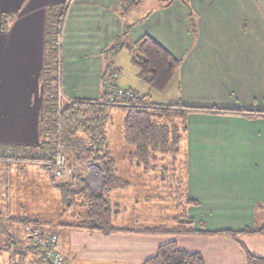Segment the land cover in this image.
<instances>
[{
    "label": "crops",
    "instance_id": "0c3cea01",
    "mask_svg": "<svg viewBox=\"0 0 264 264\" xmlns=\"http://www.w3.org/2000/svg\"><path fill=\"white\" fill-rule=\"evenodd\" d=\"M120 1H67L57 89L70 99H98L110 60L117 77L120 73L109 51L126 25L132 30V40L143 35L153 38L180 65L168 83L175 86L171 97L158 101L150 97V101L241 111H190L186 116V132L173 167L183 196L196 202L186 207L194 227L200 228L198 222L208 230L260 226L264 223L259 208H264V0H152L146 15L139 11L133 20L132 7L122 16L127 10L121 9ZM63 2L0 0V14L15 12L8 26L0 29V145L41 142L47 25L57 10L53 5ZM132 86L125 80L123 87L137 94ZM138 94L151 96L150 92ZM5 214L6 225L0 228L13 245L5 256L0 253V264H12L13 254L22 250L21 264H35L37 255L27 249L28 234ZM54 230L62 264H69L83 249L87 255L78 258L94 263L141 264L160 244L172 239L184 250L199 252L205 264H246L240 243L224 236L164 237L137 231L104 235L74 227ZM75 235L86 238L78 244ZM239 241L251 253L264 256V236L242 235Z\"/></svg>",
    "mask_w": 264,
    "mask_h": 264
},
{
    "label": "trees",
    "instance_id": "16d2710c",
    "mask_svg": "<svg viewBox=\"0 0 264 264\" xmlns=\"http://www.w3.org/2000/svg\"><path fill=\"white\" fill-rule=\"evenodd\" d=\"M141 1L121 0V9L128 10ZM65 7L64 3L53 5L52 9L57 8V10L55 13H51L47 25V62L44 74L47 93L44 118L40 126L41 142L35 146L0 145V173H4L8 168L11 163L8 161L11 159L16 163H21L20 168L24 169V165L27 164L25 162L37 160L34 158V152H38L42 158L39 167L49 174L50 180H54L51 157L53 151L60 148L67 154L71 163L92 160L98 162L102 169V183L99 190H92L82 179V174H78L76 178L80 183V188L77 190L72 189L71 184L69 187L53 184L59 192L58 215L60 218H67L66 222L60 223L61 225L88 232H100L104 235L114 232L137 231L146 234L173 236H224L240 243L245 254L246 264H264V256L251 253L239 241V237L242 235L264 236V223L256 227H245L241 230H208L203 222H198L200 228H195L194 220L188 215L186 207L190 204L194 205L196 202L188 198L185 199L180 187L176 191L182 204L181 213L174 219L175 224L172 227H145L132 230L113 225L112 216L115 210L111 203L110 192L115 188L128 186L129 182L118 175L116 160L112 157L107 144L106 126L110 117V108H120L124 112L121 122L122 139L130 147L124 160L146 172L157 170L159 163L163 170L169 164H176L181 142L186 132V116L190 111H214L218 113H241V111L218 107L190 106L181 101L172 103L152 102L149 100L148 94H136L129 88L126 89L132 91V97L112 96V90L108 89L110 81L108 75L112 72L116 73L112 60L109 61L102 76L103 86L98 99H71L70 103L64 104L58 110V73L56 69ZM13 18L14 14L12 13H1L0 29H5ZM122 46V43L117 40L115 44H112L109 51L111 59ZM133 50L132 62L138 68V76L147 82L150 89L163 90L178 69L180 60L174 58L148 35H143L136 40ZM246 114L251 115L252 112L246 111ZM46 153H49V158L45 156ZM164 162L166 163L164 164ZM259 208L264 211L262 206ZM4 214L0 210V218H3ZM9 214V220L25 229L31 241V245L27 249L37 255L34 262L39 264L40 247L35 242L36 237L44 236L47 232L55 233L56 226L52 224L54 220L42 221V218H39L37 214L29 215L27 209L24 210L23 207ZM42 224L50 226L46 230ZM24 256L25 250L15 252L11 263L21 264ZM141 264H205V262L199 252L184 250L172 239L160 244L156 253Z\"/></svg>",
    "mask_w": 264,
    "mask_h": 264
},
{
    "label": "rangeland",
    "instance_id": "374dc122",
    "mask_svg": "<svg viewBox=\"0 0 264 264\" xmlns=\"http://www.w3.org/2000/svg\"><path fill=\"white\" fill-rule=\"evenodd\" d=\"M68 0H64L66 5ZM152 0H143V2L137 7H132L131 15L133 18L137 17V13L141 11L146 15L148 6ZM182 1V0H181ZM182 2H185L182 1ZM121 6V1H120ZM136 7V8H135ZM129 11H122V16L126 17ZM2 13H12L15 15V12H2ZM146 19L145 17L143 20ZM140 18L139 21H141ZM142 20V21H143ZM191 33L194 29V21H190ZM126 31L123 34H120L117 41L123 44V47L114 55V65L120 69V73L116 79L118 88H125V80L129 81L133 89L138 93L150 92L148 97H152L155 100H162L172 95V88L174 90L175 86L170 87L167 85L163 90L157 91L150 89L147 82H145L140 77H137L138 68L132 63V56L134 55V42L135 40L131 39V31L128 30L129 24L126 25ZM58 40V38H57ZM116 42V41H115ZM115 42L113 44H115ZM57 43V41H56ZM113 58V57H112ZM113 73V72H112ZM112 73L108 77L112 76ZM122 74V76L120 75ZM111 75V76H110ZM111 79V78H110ZM146 88L142 90V88ZM150 89V90H149ZM124 112L120 108H110L109 110V119L106 126L107 130V139L109 141V150L111 151L112 157L116 160V169L118 175L126 179L129 184L123 188H115L110 192V199L112 206L115 210L112 216V223L118 228L125 229H136V228H145L147 227H166L170 228L175 224L174 219L180 215L181 211V202L177 194V189L179 186V176L177 168L174 165H170L167 168L161 167L159 163L158 166L160 170L154 171H143L135 166L131 167L130 164L124 160V157L130 149L129 145L124 143L122 139V119ZM34 151V150H32ZM34 158L37 160H32L30 162H25L24 169L20 168L21 163H16V161L9 160L11 162L8 165V168L0 174V210L3 213H13L16 209L20 210L22 207L24 210L30 214H37L39 218L50 222L55 225V228H58L61 232L65 227L61 225V222H66L67 218H60L58 215L59 211V192L54 188L53 184H60L66 187H69V182L64 179H59L54 176V180L49 179V174L39 167L41 164V154L34 152ZM13 154V152H12ZM11 154V155H12ZM11 158V156H10ZM70 160V159H69ZM97 168L93 170L98 175V179L91 185H88L92 190H99L102 183V169L98 162ZM166 162H164L165 164ZM18 164V165H17ZM174 169V170H173ZM162 170V171H161ZM152 178L155 179L152 180ZM72 186V184H71ZM72 189L77 190L79 186L72 187ZM180 189V188H179ZM6 190H8L6 192ZM152 191V192H151ZM1 197H4L1 201ZM21 207V208H20ZM264 214V211H262ZM8 215V214H5ZM6 225L4 218H0V226ZM44 229H48L46 224H42ZM16 226H19L16 224ZM0 228V248L1 252L4 253V256L7 254L10 247L13 244L9 243L12 238L5 235ZM57 236V231H54ZM86 232V231H83ZM63 237V233L60 234ZM164 236L165 235H161ZM172 236V235H171ZM10 237V238H9ZM73 239L76 243H82V239L86 237H81L80 235H75ZM66 237L64 238V240ZM27 245L31 244L30 239H25ZM63 240V241H64ZM61 242V239H60ZM17 242L14 244L16 246ZM13 247V248H14ZM77 252L78 257L87 255V253L82 250ZM74 258V260L69 264H108L105 263H94L90 260Z\"/></svg>",
    "mask_w": 264,
    "mask_h": 264
},
{
    "label": "built area",
    "instance_id": "2783aa9c",
    "mask_svg": "<svg viewBox=\"0 0 264 264\" xmlns=\"http://www.w3.org/2000/svg\"><path fill=\"white\" fill-rule=\"evenodd\" d=\"M116 79L117 73H113L108 88L109 90H112V96L118 95L132 97L133 93L129 89L117 88ZM57 99L58 110H60L64 104L71 102L70 98L64 97L60 89L57 90ZM45 156L49 158L50 155L49 153H46ZM51 158L53 163V175L56 178L68 181L74 188L77 186L80 188V183L76 179L78 174H82L84 182L91 186L98 179V175L93 172V170L99 168L92 160L71 163L67 154L61 151L60 148H56L53 151ZM35 242L40 247V254L38 256L39 264H62V259L57 246L58 236L56 233L47 232L44 236L36 237Z\"/></svg>",
    "mask_w": 264,
    "mask_h": 264
},
{
    "label": "water",
    "instance_id": "95a60500",
    "mask_svg": "<svg viewBox=\"0 0 264 264\" xmlns=\"http://www.w3.org/2000/svg\"><path fill=\"white\" fill-rule=\"evenodd\" d=\"M171 1H173V0H168V3L171 2ZM182 1H184V0H182Z\"/></svg>",
    "mask_w": 264,
    "mask_h": 264
}]
</instances>
